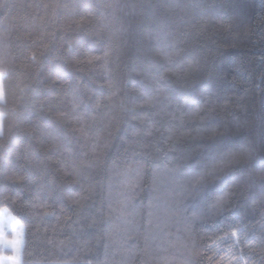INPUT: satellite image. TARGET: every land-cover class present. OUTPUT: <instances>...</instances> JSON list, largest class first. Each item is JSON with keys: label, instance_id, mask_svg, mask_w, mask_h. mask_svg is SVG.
<instances>
[{"label": "trees", "instance_id": "obj_1", "mask_svg": "<svg viewBox=\"0 0 264 264\" xmlns=\"http://www.w3.org/2000/svg\"><path fill=\"white\" fill-rule=\"evenodd\" d=\"M0 74L21 264H264V0H0Z\"/></svg>", "mask_w": 264, "mask_h": 264}, {"label": "rangeland", "instance_id": "obj_2", "mask_svg": "<svg viewBox=\"0 0 264 264\" xmlns=\"http://www.w3.org/2000/svg\"><path fill=\"white\" fill-rule=\"evenodd\" d=\"M3 75L0 74V102L3 96ZM2 114L0 113V133L2 129ZM25 225L12 215L7 208L0 211V264H21L22 250L25 240ZM11 251V252H9Z\"/></svg>", "mask_w": 264, "mask_h": 264}]
</instances>
